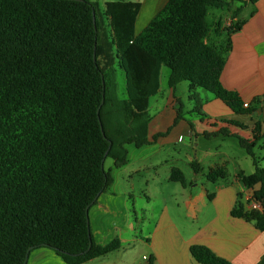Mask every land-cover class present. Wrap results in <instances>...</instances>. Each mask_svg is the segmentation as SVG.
<instances>
[{
  "label": "trees",
  "instance_id": "1",
  "mask_svg": "<svg viewBox=\"0 0 264 264\" xmlns=\"http://www.w3.org/2000/svg\"><path fill=\"white\" fill-rule=\"evenodd\" d=\"M228 1L170 0L138 35L141 5L110 1L109 43L91 0H0V264H27L40 248L66 264H83L121 248L117 238L106 246L95 243L90 210L112 184L106 160L120 168L128 161L126 145L150 143V100L160 93L164 67L171 89L189 83L190 113L201 120L206 116L199 89L235 114L255 111L259 99L246 108L239 93L224 87V53L205 42L208 11ZM241 28L236 23L228 36ZM115 60L127 83L121 99L113 89ZM177 103V121L184 120ZM224 124L245 128L237 121ZM204 135L238 139L256 169L237 178L264 208V167L254 151L264 140V119L253 125L249 140L223 127ZM192 168L200 174L197 162ZM226 177L222 167L207 175L210 182ZM171 180L187 184L177 168ZM231 215L256 221L264 231V209L245 214L240 204ZM190 252L199 264H232L205 246L193 244ZM148 264L156 263L150 258Z\"/></svg>",
  "mask_w": 264,
  "mask_h": 264
},
{
  "label": "crops",
  "instance_id": "2",
  "mask_svg": "<svg viewBox=\"0 0 264 264\" xmlns=\"http://www.w3.org/2000/svg\"><path fill=\"white\" fill-rule=\"evenodd\" d=\"M91 1L99 7V0ZM110 1L113 0H104L103 6L106 8ZM116 1L141 5L136 20L138 35L170 0ZM211 9L224 11L211 13L212 25L208 23L210 33L205 40L224 53L226 66L222 84L239 93L246 104L256 99L260 100L259 104L253 106L255 111L251 115L235 114L220 100L221 111H210L205 120L198 114L196 120L177 121L179 97L175 92L178 86L174 90L168 86L167 96L168 91L162 87L160 78V93L154 97L153 104L150 100L149 106L150 143L141 148L126 145L128 161L120 168L115 166L113 159L106 160L105 169L110 172L112 184L90 210L95 243L106 246L117 238L121 248L83 264H141L132 261L131 255L137 249L148 252L142 257L144 264H148L150 258L156 264H199L190 252L193 244L209 248L232 264H264V231L257 228L256 221L231 215L240 204L245 208V214L251 212L244 198L254 190L247 188L237 174H253L255 164L251 173H247L241 164L230 172V162L240 163L239 158L218 144L227 145L228 139H238L204 135L223 127L232 135L249 140L253 125L264 119V0H229L222 8ZM236 23H242V28L229 37V29ZM168 77L170 73L166 77L167 84ZM213 102L215 100L204 103L202 110ZM187 120L192 121L194 129ZM226 121H237L245 128L228 126L224 124ZM193 162L199 164L200 174L193 170ZM218 167L225 169L227 177L210 182L207 175ZM174 168L185 175L186 185L171 180ZM143 200L148 205L154 202L160 206V210L152 214L154 227L146 236L139 232L140 222L146 218L145 212L140 221L132 208V203ZM27 264L66 263L53 250L40 248L31 252Z\"/></svg>",
  "mask_w": 264,
  "mask_h": 264
},
{
  "label": "rangeland",
  "instance_id": "3",
  "mask_svg": "<svg viewBox=\"0 0 264 264\" xmlns=\"http://www.w3.org/2000/svg\"><path fill=\"white\" fill-rule=\"evenodd\" d=\"M103 1L104 0H99V7H98V22L100 25V35L102 36L104 41L107 42H111V27H110V23H109V19L108 17L105 15V6H103ZM219 12L220 14L224 11L221 10H214ZM213 9H211L209 11L208 17H207V22L210 23L212 25V12H214ZM170 73V70L166 67L163 68V74L161 76V82H162V87L164 89H166L167 91L169 90L168 88V84L166 81V77L168 76V74ZM113 78L115 80V84L117 85L116 88L114 89V93L119 96V98H123L127 96V83H126V79H125V72L119 68V66L117 65V60H115V67H114V72H113ZM199 92L202 95V98L204 99L203 102L204 103H208L210 102V100H215V102L210 103L205 109H203L201 111L202 114L206 115L207 117H209V112L210 111H221V107H223V105L221 104L222 102H220V100H217V98L215 97V95L206 92L202 89L199 90ZM176 96L179 97V101H181V103L183 104V108L185 110H183V115L185 118H188L190 120H196L198 113H188V111L193 110L194 108V103L190 101L189 95H190V90H189V83L185 82L182 83L181 85L179 84L177 87V90L175 92ZM167 96H169V91L167 93ZM156 98H152L151 99V103L153 104L155 102ZM153 113V111L151 112ZM154 114V113H153ZM215 137H219L220 139H224L223 135L221 136H215ZM227 139V138H226ZM227 145H222V144H218L222 147V149H227V151L232 154L233 156L239 158L240 163H236V162H230L229 164V170L230 172L233 171V169L238 165L241 164L242 166H244V170L247 173H251L253 172V163L254 160L247 155L246 151L244 150V148L240 147L241 145L239 144L238 140L236 139H228L227 141ZM219 146V147H220ZM255 154H256V159L259 163H261L262 165H264V140L260 142V145L257 146L255 148ZM147 206L148 209H146ZM132 208L136 210V216L138 217V219L140 221H143L142 217L144 215L143 212H145L146 218L143 222H140L141 224L139 225V232L142 234H144L145 236L153 230L154 227V220L151 218L153 217L152 214H156L159 210H160V206L158 205V203H152L151 205H148L147 202L143 201H139V202H134V204L132 203ZM144 209H146L145 211H143ZM134 218V217H133ZM148 252L145 250H140L137 249L132 253V261H135L136 263H140L144 264L145 262L142 260L143 255H147Z\"/></svg>",
  "mask_w": 264,
  "mask_h": 264
},
{
  "label": "built area",
  "instance_id": "4",
  "mask_svg": "<svg viewBox=\"0 0 264 264\" xmlns=\"http://www.w3.org/2000/svg\"><path fill=\"white\" fill-rule=\"evenodd\" d=\"M244 107L249 108L248 104H244ZM245 200V204L248 206V208L251 211H259L262 212L263 211V206L260 202L256 201L253 197V191H251L250 193H248L247 197L244 198ZM145 260H147V257H144Z\"/></svg>",
  "mask_w": 264,
  "mask_h": 264
},
{
  "label": "water",
  "instance_id": "5",
  "mask_svg": "<svg viewBox=\"0 0 264 264\" xmlns=\"http://www.w3.org/2000/svg\"><path fill=\"white\" fill-rule=\"evenodd\" d=\"M94 59H95V56H94Z\"/></svg>",
  "mask_w": 264,
  "mask_h": 264
}]
</instances>
